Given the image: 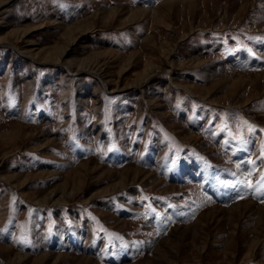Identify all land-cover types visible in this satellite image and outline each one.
Returning a JSON list of instances; mask_svg holds the SVG:
<instances>
[{
    "label": "rangeland",
    "instance_id": "374dc122",
    "mask_svg": "<svg viewBox=\"0 0 264 264\" xmlns=\"http://www.w3.org/2000/svg\"><path fill=\"white\" fill-rule=\"evenodd\" d=\"M0 264H264V0H0Z\"/></svg>",
    "mask_w": 264,
    "mask_h": 264
},
{
    "label": "bare ground",
    "instance_id": "6f19581e",
    "mask_svg": "<svg viewBox=\"0 0 264 264\" xmlns=\"http://www.w3.org/2000/svg\"><path fill=\"white\" fill-rule=\"evenodd\" d=\"M60 55V54H59ZM61 55H62V53H61ZM56 62V61H55ZM95 72H97V71H95ZM150 76V75H149Z\"/></svg>",
    "mask_w": 264,
    "mask_h": 264
}]
</instances>
